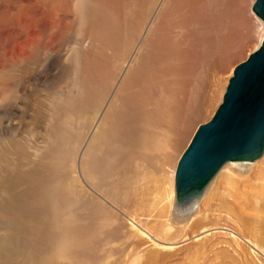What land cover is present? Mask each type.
<instances>
[{
    "label": "bare ground",
    "instance_id": "6f19581e",
    "mask_svg": "<svg viewBox=\"0 0 264 264\" xmlns=\"http://www.w3.org/2000/svg\"><path fill=\"white\" fill-rule=\"evenodd\" d=\"M253 2L0 0V264H264V150L173 187Z\"/></svg>",
    "mask_w": 264,
    "mask_h": 264
},
{
    "label": "water",
    "instance_id": "95a60500",
    "mask_svg": "<svg viewBox=\"0 0 264 264\" xmlns=\"http://www.w3.org/2000/svg\"><path fill=\"white\" fill-rule=\"evenodd\" d=\"M253 12L264 26V0ZM264 150V35L259 46L233 68L221 102L197 126L173 170L179 203L197 194L227 160H254Z\"/></svg>",
    "mask_w": 264,
    "mask_h": 264
},
{
    "label": "rangeland",
    "instance_id": "374dc122",
    "mask_svg": "<svg viewBox=\"0 0 264 264\" xmlns=\"http://www.w3.org/2000/svg\"><path fill=\"white\" fill-rule=\"evenodd\" d=\"M255 14V13H254ZM256 15V14H255ZM257 16V15H256ZM258 17V16H257ZM255 50V49H254ZM253 51V46L250 44V45H248L246 48H245V50H244V52L241 54V56L240 57H238V60H236L235 62H234V64H233V68L235 67V65H237L238 63H240L241 61H243V60H245L246 58H247V56L251 53ZM232 75V74H231ZM222 99V98H221ZM220 102H221V100H220ZM219 102V103H220ZM218 103V104H219ZM217 106L218 105H216V107L214 108V111L216 110V108H217ZM214 111L212 112V113H210V114H208V115H203V117L200 119V123L202 122V121H204V120H206V119H208V118H210L211 116H212V114L214 113ZM199 125V121H198V124H197V126ZM197 128V127H196ZM196 130V129H195ZM195 130H194V132H195ZM216 233V232H218L219 233V236H222L223 237V235L225 236V235H231V234H233V235H237V232L236 231H234V229H232V228H230V227H227V226H224V225H215V226H209L208 228H206V229H202V231L200 230V231H198V232H195L194 233V235H189V237H186L185 239H183V240H180V241H178V242H175V243H166V244H168V245H170V246H176V245H182L183 243L185 244V243H188V241H192L193 239H195V238H197V237H199V236H202V235H204V234H208V233ZM217 233V234H218ZM220 233L221 234H223V235H220ZM218 236V235H217ZM242 239H244V240H242ZM241 239V241H243L244 243H246V244H248V246L249 247H252V248H254V246L247 240V239H245V238H242ZM165 244V245H166ZM173 244V245H172ZM254 250H256V252H258V254H261L260 256H262V257H264V253H262V251H260V250H258V249H254ZM260 252V253H259Z\"/></svg>",
    "mask_w": 264,
    "mask_h": 264
}]
</instances>
